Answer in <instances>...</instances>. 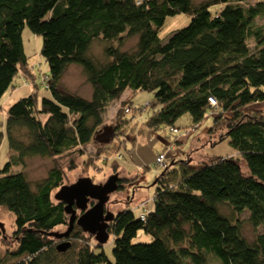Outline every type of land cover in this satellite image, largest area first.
I'll list each match as a JSON object with an SVG mask.
<instances>
[{"label":"trees","instance_id":"trees-1","mask_svg":"<svg viewBox=\"0 0 264 264\" xmlns=\"http://www.w3.org/2000/svg\"><path fill=\"white\" fill-rule=\"evenodd\" d=\"M242 1L0 0V99L19 84L31 91L9 104L0 120V146L5 140L9 152L0 166V208L14 216L16 241L15 249L0 255V264H263L264 232L247 240L238 216L245 211L254 230L264 227V110L250 109L264 98V24L257 23L264 0L247 6ZM178 13L189 21L165 39L166 19ZM26 26L41 36L40 54L48 64L40 83L51 98L40 102L37 73L24 49ZM131 38L135 45L125 49ZM93 42L102 48L98 56L91 53ZM70 65H78L90 84L89 100L62 86ZM126 90L151 91L145 124L175 139L180 127L187 131L217 111L208 133L227 139L235 154L193 163L190 156L168 159L163 167L156 153L153 164L163 172L150 184L153 207L143 219L131 209L114 216L112 258L102 247L93 248L78 226L69 237L72 247L58 251L48 232L66 224L68 214L53 193L79 162L103 168L96 160L105 163L106 152L87 153L86 147L106 146L94 136L108 105L127 98ZM128 99L116 116L132 133L133 110L147 107ZM31 157L52 159L38 181L12 169ZM86 176L93 182L88 169ZM141 234L150 241L142 242Z\"/></svg>","mask_w":264,"mask_h":264},{"label":"rangeland","instance_id":"rangeland-1","mask_svg":"<svg viewBox=\"0 0 264 264\" xmlns=\"http://www.w3.org/2000/svg\"><path fill=\"white\" fill-rule=\"evenodd\" d=\"M194 3H198L202 0H193ZM257 0H243L242 4L247 6L250 4H254ZM166 19L165 25L163 27V33L165 34V39L168 37V35L173 31L175 28L180 27L181 25H185L189 21V16L184 13H178L174 16H169ZM258 24H264V15H262L261 18L257 19ZM22 38L24 42V49L27 54L28 63L31 65V69L34 71V73H37V84L39 85V91L36 94V98L38 102L41 101L42 97L51 98L49 91L47 89H44L40 83L41 79L43 78V73H48V64L46 60L43 58V56L40 54L41 49V43L42 39L41 36L34 34L30 31V29L26 26L22 30ZM136 43L135 38H131L127 44L126 48L133 47ZM102 45V44H101ZM91 53L94 55H99L101 53V46L100 43L93 42L91 44ZM72 66V67H71ZM78 65H70L66 72H64L62 76V86L66 88V90L78 94L83 98H86L89 100L91 98L92 89L90 84L86 81V78L84 74H82L81 70L77 67ZM22 85H17V88L15 90H10L2 96L0 99V120H2L5 117L6 108L11 104L13 101L17 100L18 98L22 97L23 95L29 94L31 91L28 87L27 88ZM130 93V90H126L123 94V96H128V102L132 103L133 106L139 107V106H145L147 107V110L145 109L142 112L137 111L136 109L133 110L134 118L131 120V128H133L134 132L130 133L128 132V125L125 122L120 121V119L116 116L119 109H121L122 105H126V99L119 100L118 102L112 103L110 106L108 105L105 113H104V123L107 124L110 127H112L114 130L118 133L115 134L113 139L108 143L107 146H99L96 145L93 142H90L86 149L87 153L90 151H105L107 154V159H105V163H101V160H96V163H100L101 166H103L102 169H96L97 164L93 165V167H89L88 163H80L78 167H76L73 170L67 171L64 176V181L62 185L70 184L75 181H77L81 177H87V169L90 176H93L92 180L94 183H103L107 176L109 177L111 173H115L117 176L124 175L123 179L127 180L130 178V182H124L120 185V187H116L113 191L109 192L107 194L108 200L105 204V210L111 212L114 216L123 209H131L134 215H137L140 213L141 208L139 207V204L144 201L146 202V207H150V201L153 202V191L154 188L150 186L151 183L156 179L158 174H161L163 172V168H156V166L153 164L155 155L158 151L159 144L154 141V137L157 133H160L163 135V129L159 128L158 131H154L152 129H149L148 126L145 124V119L149 114V111L151 109V105L145 104V102L153 103V93L151 91H145V90H132V93ZM48 96V97H47ZM212 97V96H208ZM207 97V99H208ZM5 103V104H4ZM252 110H264V98L257 104H253L251 106ZM218 112L214 111V114L212 117H216V114ZM132 114H127V116H132ZM229 115V114H227ZM210 125L212 124V119L209 118ZM181 121H185V116L182 117ZM181 121L179 120L178 124H181ZM206 122V121H205ZM184 123V122H183ZM188 124V121L185 125ZM207 124L201 123L198 127V129L188 128L191 129V132L187 135L186 139L184 141H181L180 143H177V138L173 135L170 137L166 136L165 139L169 142L177 143L176 147L181 148V154L174 156L176 160H189L187 159L190 156V163L193 162H199L203 161L205 159H208L210 156H225L232 153V147L229 145L227 139H220L219 135L216 132L213 136L212 134L208 133V130H205L206 127H204ZM103 127V126H102ZM101 127V128H102ZM184 125L180 127L181 136L184 135V131H186ZM204 129V130H203ZM141 130L145 133V135L141 134ZM126 131L128 133H126ZM179 132V133H180ZM207 135L205 136V134ZM135 135L136 143L138 146V152L137 148L134 149L132 137ZM205 136V139H204ZM209 139L206 141V139ZM215 138V139H213ZM125 139L129 141L128 143L125 142ZM210 140L216 141V143L211 144ZM95 142H98V140H95ZM173 143V145H174ZM156 144V145H155ZM175 146V145H174ZM118 152L120 160L118 163L112 161V156ZM86 153V154H87ZM85 154V157L87 159V156ZM7 155H9L8 149L6 148L5 140H3L2 145L0 146V166H2L7 160ZM232 156V155H231ZM173 159V158H172ZM83 160V158H82ZM130 164H127V163ZM172 161L168 160V157L165 159V163L169 164ZM21 163V162H19ZM52 166V159L51 158H42V157H31L26 160H24V163L22 165L15 164L12 169L13 170H19L25 174V177L28 179V181L35 180L38 181L42 178H44L48 172V170ZM115 167V168H114ZM120 169V170H119ZM241 169L243 172L248 173V169L245 165V163L241 162ZM89 177V176H88ZM136 177V178H135ZM90 178V177H89ZM133 178H135L133 180ZM91 179V178H90ZM123 186V188H121ZM134 192V199H132V195ZM54 194V193H53ZM146 196V197H145ZM53 197V196H52ZM54 199V198H53ZM55 200V199H54ZM143 204V202H142ZM135 207V208H132ZM222 211L224 212V215H229V211H227V208L223 207ZM221 211V212H222ZM222 212V213H223ZM196 213H198L196 211ZM207 211L199 212L198 215H205ZM209 213V212H208ZM207 213V214H208ZM239 219L243 222L242 224V235L247 240H252L257 233L264 232V227L259 226L256 230L252 228V226L245 222L247 218V212H241L239 214ZM109 222V223H108ZM109 225H111V220L107 221ZM108 225L107 231H108V237L105 241L99 242L94 233L87 232L81 230L84 238L90 243V245L93 248L102 247L104 250V253L107 255V257L112 258V248L113 244L111 242L113 238V234L111 233L110 226ZM67 227V223L64 225H59L53 228L54 231H64ZM15 230V222H14V216L10 212H7L4 209L0 208V255H4L7 250L11 251L12 249H15L16 241L13 234ZM54 237V236H52ZM54 243L58 244L63 241V239H57L56 237L53 238ZM139 239L144 241H150V237L146 236L144 234L139 235ZM71 241V240H70ZM72 247V244L69 246ZM68 247V248H69ZM67 248V249H68ZM66 249V250H67ZM69 252V251H68ZM212 264H214L212 262ZM264 264V262H263Z\"/></svg>","mask_w":264,"mask_h":264},{"label":"water","instance_id":"water-1","mask_svg":"<svg viewBox=\"0 0 264 264\" xmlns=\"http://www.w3.org/2000/svg\"><path fill=\"white\" fill-rule=\"evenodd\" d=\"M112 131V132H111ZM111 132V133H109ZM101 138H100V137ZM113 137V128L103 126L94 138L101 142H108ZM116 175L109 177L104 183H93L89 177H81L77 181L61 185L53 194V198L58 202L64 203V211L68 214L67 227L64 231H51L48 235L57 239H63L56 245L58 251H65L70 245V232L73 229L74 222L84 231L95 234L96 239L101 242L108 237L106 230L107 221H112L114 215L109 211H104V204L107 201V194L116 189ZM96 199V202L85 209L86 201ZM75 204L78 208L85 209L82 214L76 217Z\"/></svg>","mask_w":264,"mask_h":264},{"label":"crops","instance_id":"crops-1","mask_svg":"<svg viewBox=\"0 0 264 264\" xmlns=\"http://www.w3.org/2000/svg\"><path fill=\"white\" fill-rule=\"evenodd\" d=\"M132 92H130L128 95H130ZM212 111L210 112V113H208V114H206V116H205V120H204V124H207V125H205L204 127H206V129L205 130H207L208 128H209V126H210V120H209V118H211L212 117ZM206 121V122H205ZM103 126H109V125H107V124H104ZM198 127H199V124L198 125H196L195 127H193V129H198ZM163 129V128H162ZM114 130V129H113ZM204 130V129H203ZM157 131H158V129H157ZM191 132V129H188L187 131H185V133H184V135L183 136H181L180 135V137L179 138H177V143H180L181 141H184L185 139H186V137H187V135L189 134ZM99 133V132H98ZM115 132L113 131V137L115 136ZM141 134L142 135H145V133L141 130ZM163 135H161L160 133H157L156 135H155V137H154V141H156V143L157 144H159L160 146H158V151H157V153L158 152H163L164 153V156H165V159L168 157V159H170V160H172V158L174 159V156H177V155H179V154H181V148L180 147H176V144H174L173 146H171V147H167V146H169V145H167V143L168 144H171L169 141H167L166 139H165V137L166 136H168V133H167V131L165 130V129H163V133H162ZM134 137H132V142L134 143L135 142V144L133 145V148L134 149H136L137 148V152H138V144L136 143V138H135V135H133ZM100 137V136H99ZM113 137L108 141V142H101V141H99L98 140V142L99 143H103V144H105L106 146L107 145H109L108 143L113 139ZM101 138V137H100ZM96 140V139H95ZM129 142V141H128ZM156 145V144H155ZM118 153V152H117ZM235 154V153H234ZM233 153H231V154H228V155H234ZM170 156H171V158H170ZM116 159L117 160H120V158L119 157H116ZM127 164H130L129 162L127 163ZM175 166H176V164H174ZM124 176V175H123ZM121 177V176H120ZM132 199H134V197L132 196ZM150 207H149V210L150 209H152V207H153V202L151 203V201H150ZM132 208H135V207H132Z\"/></svg>","mask_w":264,"mask_h":264},{"label":"built area","instance_id":"built-area-1","mask_svg":"<svg viewBox=\"0 0 264 264\" xmlns=\"http://www.w3.org/2000/svg\"><path fill=\"white\" fill-rule=\"evenodd\" d=\"M207 100H208V103L210 105H212V106L216 105V101L213 97H208ZM113 157L116 158V157H119V155L114 154ZM164 158H165L164 153H159L156 157V160H155L156 164H158V166H163L164 165ZM152 200H153V197H152ZM142 202H143V204H142ZM142 202L139 204V207L141 208L140 213H139L140 219H143L145 213L149 210V208H147L145 205L146 202H144V201H142Z\"/></svg>","mask_w":264,"mask_h":264},{"label":"flooded vegetation","instance_id":"flooded-vegetation-1","mask_svg":"<svg viewBox=\"0 0 264 264\" xmlns=\"http://www.w3.org/2000/svg\"><path fill=\"white\" fill-rule=\"evenodd\" d=\"M112 174H114V173H112ZM116 175V174H115ZM122 178H124L123 176H121ZM121 177H119V176H117L116 175V182H118V186H120V184H123L122 183V181L120 180L121 179ZM121 188H123V186H121ZM96 202V199H88L87 201H86V205L84 206V208L85 209H87V208H89L90 206H92L94 203ZM105 204H106V202H105ZM105 204H104V207H105ZM73 208L75 209V214H76V217H78V216H80L81 214H82V212L85 210L84 208L83 209H81V208H78L75 204H73ZM104 210H105V208H104ZM112 222V221H111ZM109 223V222H108ZM106 224V225H109V224ZM75 226H78L75 222H74V226H73V229H74V227ZM79 227V226H78ZM73 229H72V231H73ZM82 230V229H81ZM71 231V232H72ZM84 231V230H83ZM71 232H70V234H71ZM69 237H70V235H69Z\"/></svg>","mask_w":264,"mask_h":264},{"label":"bare ground","instance_id":"bare-ground-1","mask_svg":"<svg viewBox=\"0 0 264 264\" xmlns=\"http://www.w3.org/2000/svg\"><path fill=\"white\" fill-rule=\"evenodd\" d=\"M112 132V131H111ZM111 132H109V133H111ZM161 153H163V152H161ZM159 154V153H158ZM170 158H171V156H170ZM165 165H166V163H165V161H164V165H163V167H165ZM116 173H114V174H110V176L109 177H111V176H114ZM109 177L107 176V178H106V180L104 181V182H106L107 181V179H109ZM103 182V183H104Z\"/></svg>","mask_w":264,"mask_h":264},{"label":"clouds","instance_id":"clouds-1","mask_svg":"<svg viewBox=\"0 0 264 264\" xmlns=\"http://www.w3.org/2000/svg\"><path fill=\"white\" fill-rule=\"evenodd\" d=\"M171 146H173V145H169V146H167V147H171ZM116 155H118V153H116ZM120 155V154H119Z\"/></svg>","mask_w":264,"mask_h":264}]
</instances>
